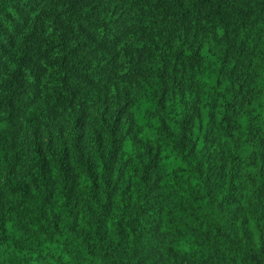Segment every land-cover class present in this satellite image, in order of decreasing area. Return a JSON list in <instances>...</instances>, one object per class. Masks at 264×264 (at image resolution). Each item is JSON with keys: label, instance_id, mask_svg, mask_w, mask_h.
Here are the masks:
<instances>
[{"label": "trees", "instance_id": "trees-1", "mask_svg": "<svg viewBox=\"0 0 264 264\" xmlns=\"http://www.w3.org/2000/svg\"><path fill=\"white\" fill-rule=\"evenodd\" d=\"M0 264H264V0H0Z\"/></svg>", "mask_w": 264, "mask_h": 264}]
</instances>
